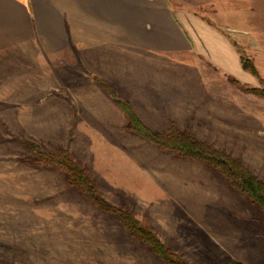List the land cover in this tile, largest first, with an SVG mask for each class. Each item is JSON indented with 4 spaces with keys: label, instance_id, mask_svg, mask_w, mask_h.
Wrapping results in <instances>:
<instances>
[{
    "label": "rangeland",
    "instance_id": "obj_1",
    "mask_svg": "<svg viewBox=\"0 0 264 264\" xmlns=\"http://www.w3.org/2000/svg\"><path fill=\"white\" fill-rule=\"evenodd\" d=\"M6 58L8 83L13 60ZM169 72L158 94L165 105L162 116L150 100L139 101L147 126L162 130L169 120H177L180 129L242 159L264 181V98L236 85L232 77H184L192 81L185 87ZM4 87L0 264H167L131 236L121 219L70 186L61 167L34 164L26 141L45 153L68 147L105 198L132 210L189 264H264V212L225 175L173 151L161 152L128 132L118 110L107 108V116L83 108L79 121L68 123L57 116L60 108L50 105L57 104L50 98L22 92L16 99L12 85Z\"/></svg>",
    "mask_w": 264,
    "mask_h": 264
},
{
    "label": "crops",
    "instance_id": "obj_2",
    "mask_svg": "<svg viewBox=\"0 0 264 264\" xmlns=\"http://www.w3.org/2000/svg\"><path fill=\"white\" fill-rule=\"evenodd\" d=\"M244 53L264 76V0H0V92L11 84L16 99L22 92L50 98L68 123L83 108L107 116L113 109L126 126L95 77L130 101L146 125L139 101L164 114L158 94L166 70L185 87L192 81L184 77L213 75L257 86Z\"/></svg>",
    "mask_w": 264,
    "mask_h": 264
},
{
    "label": "trees",
    "instance_id": "obj_3",
    "mask_svg": "<svg viewBox=\"0 0 264 264\" xmlns=\"http://www.w3.org/2000/svg\"><path fill=\"white\" fill-rule=\"evenodd\" d=\"M243 67L260 78L261 86H248L232 77V81L251 93L264 98V80L254 62L245 53L242 55ZM100 82L120 106L126 119L125 129L137 134L155 145L161 152H175L180 159L202 162L210 169L226 176L230 185L247 197L264 212V181L257 177L240 158H234L224 150L199 139L191 130L180 129L176 122L169 120L167 129L154 131L137 114L128 100L121 98L115 89L99 77ZM28 151L35 154L34 164L59 166L66 173V182L77 188L91 202L106 214L117 216L131 236L148 245L167 264H189L184 258L171 251L148 224L140 221L127 207H119L102 194L89 170L79 162L69 148H57L55 152H42L32 141L25 142ZM230 215L236 216L229 212ZM237 217V216H236Z\"/></svg>",
    "mask_w": 264,
    "mask_h": 264
}]
</instances>
